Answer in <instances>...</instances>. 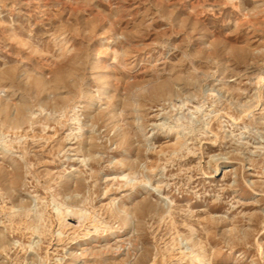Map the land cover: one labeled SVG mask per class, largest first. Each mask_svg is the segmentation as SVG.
Listing matches in <instances>:
<instances>
[{
  "label": "rangeland",
  "instance_id": "374dc122",
  "mask_svg": "<svg viewBox=\"0 0 264 264\" xmlns=\"http://www.w3.org/2000/svg\"><path fill=\"white\" fill-rule=\"evenodd\" d=\"M195 254L264 264V0H0V264Z\"/></svg>",
  "mask_w": 264,
  "mask_h": 264
},
{
  "label": "bare ground",
  "instance_id": "6f19581e",
  "mask_svg": "<svg viewBox=\"0 0 264 264\" xmlns=\"http://www.w3.org/2000/svg\"><path fill=\"white\" fill-rule=\"evenodd\" d=\"M126 43V42H125ZM132 95V94H131ZM133 98V97H132ZM177 100V99H176ZM134 101V100H133ZM137 114V113H136ZM137 116V115H136ZM137 118V117H136ZM70 213V212H69ZM68 213V214H69ZM77 214V213H76ZM72 216V215H71ZM195 258H196V260L201 264L202 262H203V257L202 256H198V255H196L195 254ZM194 258V259H195Z\"/></svg>",
  "mask_w": 264,
  "mask_h": 264
}]
</instances>
